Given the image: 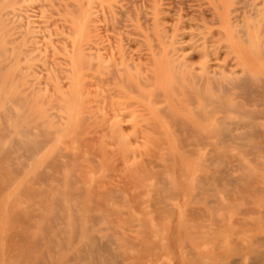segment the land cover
Wrapping results in <instances>:
<instances>
[{"label": "rangeland", "instance_id": "rangeland-1", "mask_svg": "<svg viewBox=\"0 0 264 264\" xmlns=\"http://www.w3.org/2000/svg\"><path fill=\"white\" fill-rule=\"evenodd\" d=\"M0 55V111L36 141L26 158L12 129L0 136V264L45 261L64 225L45 232L41 216L59 190L97 221V252L70 264H264L243 233L264 211V0H0ZM219 119L255 131L230 140Z\"/></svg>", "mask_w": 264, "mask_h": 264}, {"label": "bare ground", "instance_id": "bare-ground-1", "mask_svg": "<svg viewBox=\"0 0 264 264\" xmlns=\"http://www.w3.org/2000/svg\"><path fill=\"white\" fill-rule=\"evenodd\" d=\"M72 13V12H71ZM76 13V12H75ZM131 13V12H130ZM79 18V17H78ZM82 23H83V21H82ZM1 56V55H0ZM175 71V70H174ZM244 72V71H243ZM243 72H242V74H243ZM245 75V74H244ZM250 79H247V77H243V78H231L230 76H225L224 77V81H227L228 82V84L231 86V87H240V85L242 86L243 84H246V83H248L247 81H249ZM222 82V81H221ZM246 82V83H245ZM250 83V82H249ZM261 85V84H260ZM246 86V85H245ZM244 86V87H245ZM264 86V85H263ZM244 87H243V90H245L244 89ZM260 87V86H259ZM214 88V87H213ZM219 88L220 89H226L222 84L220 85L219 84ZM217 91V90H216ZM214 92V91H213ZM224 92V91H223ZM247 93V92H246ZM258 93H260V92H258ZM264 93V92H263ZM206 100V99H205ZM217 100V101H216ZM216 100H214V99H211V98H209V101L208 102H211L210 104H212V105H218V104H220L221 106L222 105H224V106H222L224 109H228V106L226 107V105H230L229 103H227L225 100H221V98L219 97V96H217L216 97ZM166 115V114H165ZM196 115V114H195ZM37 116V115H36ZM206 116V115H205ZM246 117L248 116V115H245ZM22 116H21V113H19V112H13V110H11L10 109V107H2L1 108V111H0V118H1V120L4 122V126L2 127V128H0V136H1V134H2V131L3 130H10L11 131V129L13 130V132H14V134H16L19 138H17L16 139V145H18V149H21L22 151H23V153L26 155V158H28V157H31L34 153H35V149H36V147H35V143L34 142H36V141H34V142H31V139H29L28 138V136H30V134L32 133V127L31 126H28L27 125V123H25V121H23L22 120V118H21ZM171 117H172V115H171ZM174 117V116H173ZM203 117V116H202ZM54 119V118H53ZM57 119V118H56ZM64 120V119H63ZM217 120V119H216ZM181 121V120H180ZM230 121V120H229ZM174 122V121H173ZM178 122V121H177ZM45 123V122H44ZM170 123V122H169ZM179 123V122H178ZM217 124L219 123V125H220V127L219 128H217L216 129V131H215V133L217 134V135H219V136H221V137H226L227 136V138L229 137L230 138V140H234V139H244L246 136H248L249 137V135H247L248 133H251V131L252 132H254L255 130H254V126L252 125V121H244V122H239V121H236V122H234V123H230V124H227V123H225L223 120H220L219 119V121H217L216 122ZM177 125H176V123H175V126L174 127H176ZM179 127V126H178ZM184 127V126H183ZM45 128V127H44ZM188 128V127H187ZM177 129V128H176ZM187 130V129H186ZM188 131V130H187ZM9 132V131H8ZM174 132H175V130H174ZM195 132V131H194ZM199 132V131H198ZM41 134V132H39L38 131V135H40ZM258 133H259V131H258ZM42 134H45V132H43L42 131ZM254 134V133H253ZM45 136V135H44ZM258 136V135H257ZM40 137V136H39ZM2 138V137H1ZM228 138V139H229ZM198 139V138H197ZM45 141H46V139H44ZM50 140V139H49ZM224 141V140H223ZM38 144V143H37ZM219 144H220V142H219ZM218 145V144H217ZM3 151H4V154L5 155H7V154H9L10 153V150L8 149V148H5V149H2ZM16 150V149H15ZM14 153H15V151H14ZM79 158V157H78ZM12 159H14V158H11V160ZM18 159V158H17ZM16 160V159H15ZM69 161V160H68ZM225 163V162H224ZM58 164V163H57ZM226 164V163H225ZM26 165V164H25ZM22 167V166H21ZM225 170V169H224ZM78 171H80V170H78ZM53 172H55V171H53ZM224 172V171H223ZM43 173V172H42ZM221 173V172H220ZM175 174V173H174ZM19 175V174H18ZM42 175V174H41ZM82 175V174H81ZM214 175V174H213ZM44 176V175H43ZM157 176H158V174H157ZM79 178V177H78ZM244 178H245V176H244ZM70 179V178H69ZM80 179V178H79ZM242 180V179H241ZM38 181V180H37ZM58 182H59V180H57ZM75 180H73V182H74ZM81 181V180H80ZM161 181V180H160ZM160 181H158V182H160ZM227 181V180H226ZM163 182V181H162ZM203 182V181H202ZM69 183V182H68ZM78 183H79V180H78ZM34 184V183H33ZM177 184V183H176ZM236 184V183H235ZM35 185V184H34ZM69 185V184H68ZM229 185H230V183H229ZM163 186V185H162ZM166 186V185H165ZM219 186V185H218ZM231 186V185H230ZM247 186V185H246ZM100 187V186H99ZM69 188H71V187H69ZM105 188H106V186H105ZM253 189V188H252ZM256 189V188H255ZM100 190V189H99ZM98 190V191H99ZM207 191H205V196L208 198V197H210V196H214V193H211V194H209V190L208 189H206ZM258 190V189H257ZM229 191V195L232 193L233 195H236V194H234V193H238V188H234V189H230V190H228ZM259 191V190H258ZM256 192V193H261L260 191L259 192ZM262 191V190H261ZM58 192H61V194H59ZM214 192V191H213ZM243 192V191H242ZM263 192V191H262ZM199 193V192H198ZM248 193H249V191H248ZM77 194V193H76ZM100 194V193H99ZM228 194H227V196H228ZM244 193H242V195H243ZM263 194H264V192H263ZM262 194V195H263ZM66 195V194H65ZM69 195V194H68ZM72 195V194H71ZM73 195H74V193H73ZM80 195V194H79ZM92 195V194H91ZM134 195V194H133ZM249 195V194H248ZM253 195V194H252ZM251 195V196H252ZM260 195V194H259ZM258 194H255L254 196H259ZM168 196V195H167ZM34 197V196H33ZM79 197V196H78ZM113 197V196H112ZM117 197V196H116ZM201 197V196H200ZM218 196H215V198H217ZM224 197V196H223ZM263 197H264V195H263ZM72 198V197H71ZM94 197H92V199H93ZM229 198H231V197H229ZM229 198H224V199H222V202H224V201H226V200H228ZM241 198V197H240ZM50 199V198H49ZM77 199H79V198H77ZM221 199V198H220ZM234 199V198H233ZM262 199V198H261ZM71 200V199H70ZM230 200V199H229ZM240 200V199H239ZM86 201H88V199L86 200ZM92 201V200H91ZM157 201V200H156ZM159 201V200H158ZM162 201V200H161ZM234 201H236L235 199H234ZM45 202H46V200H45ZM210 202L211 201H209V204H210ZM253 202V201H252ZM207 203V202H206ZM218 203V202H217ZM249 203V201L247 202V204ZM86 204V202H75L74 203V206L72 205V204H70V202H68V201H66L65 199H64V192H62V191H57V194H54V196H51V200H50V202H49V204L48 203H45V206H46V212L48 213L47 215H46V213H45V216H41V221H42V223L44 224V222L46 223L45 224V226H43V230H45V232H47V230H49V228L51 227V226H54V225H56L57 223H61V221H62V223H63V225H64V228H62L60 231L59 230H56V231H59L58 232V235L57 236H59L58 237V239H55V238H52L53 236H51V238L49 239V238H47V240H48V244H49V247L47 248V250H46V253H45V261L43 262V263H41L40 262V260H39V262H40V264H70L73 260H75V259H81V257H82V255L83 254H85V255H87V256H89V255H92L93 253H95V252H97V251H95L94 250V248H93V246L91 245V242H93L94 241V239H95V237H93V236H90L89 235V230H90V227H89V225H88V222H93L95 219V217L94 216H90V215H87L88 214V212H86V213H80L79 211L82 209V207L84 206ZM102 204V203H101ZM212 204V203H211ZM220 204V203H219ZM218 204V205H219ZM165 205V204H164ZM214 204H212V206H213ZM249 205V204H248ZM152 206V205H151ZM102 207V206H101ZM205 207H207V205L205 206ZM212 208V207H211ZM224 208V207H223ZM222 208V211L224 210ZM228 208V207H227ZM103 209V208H102ZM136 209V208H135ZM197 209V208H196ZM209 209H210V207H209ZM215 209V208H214ZM235 209V208H234ZM193 210V209H192ZM226 210V209H225ZM88 211V210H87ZM163 211V210H162ZM197 212H198V210H196ZM211 211H212V209H211ZM247 211V210H246ZM166 212V211H165ZM197 212L195 213V214H197ZM205 211L203 210V209H199V213L200 214H198V215H196L197 217L200 215V216H202V215H204L203 213H204ZM213 212H214V210H213ZM175 213V212H174ZM43 214V213H42ZM110 214V213H109ZM166 214H168V213H166ZM194 214V213H193ZM13 215V214H12ZM108 215V214H107ZM241 215V214H240ZM170 216V215H169ZM174 216V215H173ZM199 216V217H200ZM205 216V215H204ZM203 216V217H204ZM243 216H244V214H243ZM247 216L251 219V222L253 223H250V225H252L251 227H249V228H245V231H243V233H245L246 234V239H248V249H252V250H255V248H258V247H264V236L262 237V236H256V234H257V231H263V229H264V211L263 212H261V211H257V212H255V211H253L252 209H249V211H248V213H247ZM37 217V216H36ZM104 217V216H103ZM107 217H109V215L107 216ZM192 217H193V215H192ZM110 218H111V216H110ZM158 218V217H157ZM160 219H161V217H159ZM163 218V217H162ZM170 218V217H169ZM173 218V217H172ZM195 217H193L192 218V222L191 223H193L192 225H195L194 226V228L195 227H199L198 225H196V222H195V224H194V221L193 220H195L194 219ZM207 217L205 216V219H206ZM214 219L215 217H211V219ZM17 219H18V217H17ZM21 219V218H20ZM40 219V218H39ZM94 219V220H93ZM104 219V218H103ZM188 219L189 220H191V215H190V217L188 216ZM203 219V218H202ZM249 219V220H250ZM100 220V219H99ZM112 220L113 219H111V221L110 222H112ZM196 220H198L199 221V219H196ZM215 220V219H214ZM214 220H212L211 222L212 223H214ZM242 220V219H241ZM14 221H16V220H14ZM96 221V220H95ZM161 221V220H160ZM173 221V220H172ZM207 221V220H206ZM20 222V221H19ZM97 222V221H96ZM100 222V221H99ZM110 222H108V223H110ZM151 222V221H150ZM205 222V221H204ZM210 222V223H211ZM216 222H217V220H216ZM215 222V223H216ZM219 222V221H218ZM222 222V227L221 226H219V230H220V228H228V227H225L224 226V222H225V220L224 221H221ZM234 222V221H233ZM11 223V222H10ZM14 223V222H13ZM21 223V222H20ZM25 223V222H24ZM140 223V222H139ZM175 223V222H174ZM198 223V222H197ZM201 223V222H200ZM211 223V224H212ZM214 223V227H217V226H215L216 224ZM239 223L241 224V222L239 221ZM238 223V224H239ZM245 223V222H244ZM248 222H246V224H247ZM12 224V223H11ZM140 224H142V223H140ZM173 224V223H172ZM211 224L209 225V226H211ZM218 224V223H217ZM25 225V224H24ZM49 225H51V226H49ZM94 225V224H93ZM176 225V224H175ZM202 225V224H201ZM200 225V226H201ZM232 225V224H231ZM234 225H235V222H234V224H233V227H234ZM242 225V224H241ZM28 226H30V225H28ZM91 226V225H90ZM206 226H208V225H206ZM213 226V225H212ZM230 226V225H229ZM236 226H238V225H236ZM243 226V225H242ZM241 226V227H242ZM246 226V225H245ZM135 227V226H134ZM172 227V226H171ZM230 227H232V226H230ZM244 227V226H243ZM30 228V227H29ZM38 228V227H37ZM108 228V227H107ZM140 228H141V226H140ZM175 228V227H174ZM202 228V227H201ZM206 228V227H205ZM240 229V226H238L237 227V229ZM142 229V228H141ZM170 229H172V228H170ZM170 229H169V231H170ZM180 229V228H179ZM188 229V228H187ZM199 229V228H198ZM204 229V228H203ZM218 229V228H217ZM110 230V229H109ZM147 230H148V228H147ZM175 230V229H174ZM50 231V230H49ZM101 231V230H100ZM144 231V230H143ZM172 231H173V229H172ZM176 231V230H175ZM179 231V230H178ZM197 231V230H196ZM195 231V232H196ZM254 231H255V233H254ZM27 232V231H26ZM44 232V231H43ZM54 232V231H53ZM117 232V231H116ZM140 232V231H139ZM139 232H138V234H139ZM187 232H188V230H187ZM22 233V232H21ZM133 233V232H132ZM144 233V232H143ZM176 233V232H175ZM240 232L238 231V233L236 232H234L233 233V235L234 234H239ZM24 234V233H23ZM39 234V233H38ZM113 234H114V232H113ZM118 234V233H117ZM171 234H173V233H171ZM171 234H169L171 237V239L173 240L174 239V241H172V242H175V238H173V237H176V236H173L172 237V235ZM177 234V233H176ZM188 234H192V233H190V232H188ZM200 234V233H199ZM206 234V233H205ZM211 234V233H210ZM214 234V233H213ZM20 235V231H19V233H18V235H15V236H19ZM48 235V234H47ZM56 235V234H55ZM148 235V234H147ZM187 235V234H186ZM203 235V234H202ZM22 236V235H21ZM21 236H19L20 237V240L23 238V237H21ZM23 236H25V235H23ZM146 236V235H145ZM18 237V238H19ZM46 237V236H45ZM109 237V236H108ZM107 236H106V238H108ZM190 237V236H189ZM193 237V236H192ZM195 237V236H194ZM235 237V236H234ZM17 238V239H18ZM105 238V239H106ZM110 238V237H109ZM143 238V237H142ZM147 238V237H146ZM25 239V238H24ZM42 240H43V237L41 238ZM40 239V240H41ZM111 239V238H110ZM140 239V238H139ZM200 239V238H199ZM222 239V238H221ZM220 239V240H221ZM235 239V238H234ZM19 240V241H20ZM38 240V239H37ZM40 240H38V243H39V241ZM46 240V239H45ZM141 240V239H140ZM149 240V239H148ZM186 240V239H185ZM213 240H214V238H213ZM24 241V240H23ZM77 241H79V245L78 246H74L75 245V243L77 242ZM99 241H100V244L102 245V246H108L109 244L110 245H113L112 243H109V241H108V245H107V243H106V241L105 242H103V241H101L100 239H99ZM110 241H112V240H110ZM180 241V240H179ZM178 241V243H181V244H183L184 242H179ZM183 241V240H182ZM137 242V241H136ZM135 242V243H136ZM172 242H170V243H172ZM231 242H233V239H232V241ZM234 242H235V240H234ZM187 243V242H186ZM217 243H218V241H217ZM219 243H220V241H219ZM32 244V243H31ZM46 244V243H45ZM174 244V243H173ZM180 244V245H181ZM231 244H233V243H231ZM34 245H36V244H34ZM184 245V244H183ZM197 245V244H196ZM199 245V244H198ZM197 245V246H198ZM216 245V244H215ZM233 245H235V244H233ZM41 246V245H40ZM95 246V245H94ZM98 246V245H97ZM176 245H173V247H175ZM185 246V245H184ZM187 246V245H186ZM230 246V245H229ZM30 247V246H29ZM35 247H37V246H35ZM153 248L155 247V244H154V246H152ZM217 247V246H216ZM234 247V246H233ZM99 248V247H98ZM102 248V247H101ZM100 248V249H101ZM115 248V247H114ZM236 248L238 249V250H242V248H243V246L241 245V244H237V246H236ZM106 249H108V248H106ZM182 250L184 249V248H181ZM222 249V248H221ZM10 250V249H9ZM12 250V249H11ZM19 250V249H18ZM110 250V249H109ZM173 250V249H172ZM175 250V249H174ZM177 250V249H176ZM189 250H191L190 248H189ZM216 250V249H215ZM217 250H218V248H217ZM252 250H250V251H252ZM29 251H30V249H29ZM235 251H237V250H235ZM25 252H27V251H25ZM32 252V251H31ZM101 252H102V249H101ZM108 252V251H107ZM151 252V251H150ZM171 252H173V251H171ZM189 253H190V251H188ZM216 252V251H215ZM223 252V251H222ZM16 253V252H15ZM18 253H19V251H18ZM36 253V252H35ZM44 253V252H43ZM51 253V257H49L48 258V256H49V254ZM103 253V252H102ZM177 253V252H176ZM239 253V252H238ZM23 254V253H22ZM26 254V253H25ZM97 254V253H96ZM174 254V253H173ZM15 255H17V253L15 254ZM27 255H28V252H27V254H26V256H24L25 258L27 257ZM177 255V254H176ZM213 255V254H212ZM218 255H220V253L218 254ZM20 256V255H19ZM31 256V255H30ZM87 256H85V257H87ZM107 256H109V254L107 255ZM112 256V255H111ZM111 256H110V259H111ZM116 256H118V255H113L112 256V258L113 257H116ZM215 256H217V255H215ZM221 256V255H220ZM264 256V255H263ZM12 258H13V260H15L14 262H20V260H19V258H18V256H14V254H13V256H11ZM92 257H94V255L92 256ZM119 257V256H118ZM192 256H190V258H191ZM213 257H214V255H213ZM22 258V257H21ZM44 258H42V259H44ZM95 258V257H94ZM117 258V257H116ZM176 258V257H175ZM260 258L261 257H258V259L260 260ZM82 259H83V257H82ZM98 259V258H97ZM178 259V258H177ZM37 260H38V258H37ZM115 259L113 258V261H114ZM133 260H134V258H133ZM143 260V259H142ZM194 261V260H193ZM22 262H23V259H22ZM28 263L30 262V261H27ZM96 262H98V260H96ZM107 262V261H106ZM105 262V263H106ZM238 262V260L237 259H233V261H232V263H230V264H236ZM256 262V261H255ZM258 262V261H257ZM37 263V262H36ZM35 263V261H34V263L33 264H36ZM92 263V262H91ZM109 263H111V262H109L108 261V264ZM115 263V262H114ZM122 263V262H121ZM137 263V262H136ZM195 263V262H194ZM21 264V263H20ZM23 264V263H22ZM32 264V263H31ZM39 264V263H38ZM176 264V263H175ZM192 264V263H191ZM217 264H220V263H217ZM253 264V263H252ZM255 264V263H254Z\"/></svg>", "mask_w": 264, "mask_h": 264}]
</instances>
